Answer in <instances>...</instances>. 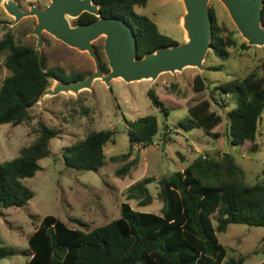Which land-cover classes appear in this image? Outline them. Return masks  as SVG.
I'll use <instances>...</instances> for the list:
<instances>
[{
	"label": "trees",
	"instance_id": "trees-1",
	"mask_svg": "<svg viewBox=\"0 0 264 264\" xmlns=\"http://www.w3.org/2000/svg\"><path fill=\"white\" fill-rule=\"evenodd\" d=\"M148 0H93L104 17H121L132 27L137 42V57L160 46L177 44L161 33L154 21L134 10L145 6ZM212 20L211 49L221 61L232 55L230 48L245 51L252 46L235 38L236 31L225 34L216 23L214 8L209 6ZM96 17L82 13L77 20L88 22ZM261 23L264 26V3ZM2 66L9 74L0 84V124L17 125L30 118L29 109L55 78L70 82L83 78L81 74L63 75L57 68L49 67L46 57L33 46L17 43L11 33L0 39ZM210 71L223 70V64L207 65ZM103 68L108 71L107 62ZM195 92L208 90L186 109L179 120L185 130L197 128L213 140L221 136L219 127L226 124L225 136L234 146L249 143L255 151L258 124L262 125L264 113V73L251 71L242 77L209 83L196 74L193 78ZM147 95L152 104L165 116L169 110L154 89ZM223 114L214 107L225 109ZM166 129H170L165 124ZM158 130L153 114L129 121L126 130L129 146L125 153L113 155L112 161H125L115 174L125 175L136 163L126 161L135 146L146 147L153 142ZM59 129L40 122L36 138L19 149L18 155L0 162V206L20 207L28 203L33 191L23 183L41 168L39 160L49 156V142L59 134ZM116 130L89 131L81 140L62 151L65 164L78 170H99L105 164L104 147L115 142ZM264 176V166L262 169ZM156 181L158 197L163 206L159 213L135 210L129 200L138 206L153 201L148 184ZM125 200L120 204L119 217L88 230L68 227L63 221L48 214L28 237L29 256L25 264H245L244 257L229 258L218 234L232 223L264 227V181L247 184L243 171L229 152L209 155L199 153L183 170L173 171L160 178L146 176L126 188ZM80 225L81 221L75 219ZM12 249L0 246V259L13 254ZM263 264V263H258Z\"/></svg>",
	"mask_w": 264,
	"mask_h": 264
},
{
	"label": "rangeland",
	"instance_id": "rangeland-1",
	"mask_svg": "<svg viewBox=\"0 0 264 264\" xmlns=\"http://www.w3.org/2000/svg\"><path fill=\"white\" fill-rule=\"evenodd\" d=\"M1 1L0 39L6 33H11L17 43L35 47L37 38L30 33L36 22L35 16L24 17L13 24V16L3 11ZM209 6L214 8L216 23L225 34L236 31L235 38L245 40L219 0H210ZM134 10L149 17L161 33L177 43L184 41L181 26L183 4L180 0H148L145 6H134ZM75 20L70 19V23L74 24ZM43 37L44 43L37 50L46 57L49 67L57 68L64 75L85 76L94 71V61L87 52L66 45L46 31L43 32ZM103 40L104 36H100L93 44L103 46ZM230 50L232 55L226 61L210 54L209 59L206 57L204 61L203 70L185 67L181 71L161 73L155 80L133 82L113 78L110 86H106L101 79H96L91 89H84L77 94L60 93L45 97L42 102L30 107V118L20 124H0V162L15 157L21 147L33 142L40 122L60 131L49 142L51 154L38 161L41 168L34 176L23 180L33 191V197L24 206H0V246L14 251L1 258L0 264H25L29 258L25 254L28 252V237L40 225L44 216L51 214L68 227L85 231L103 225L119 217L120 204L126 201L128 186L146 176L157 179L173 171L183 170L199 153L216 155L219 152H229L242 169L247 184L263 182L264 114L262 125L258 124L257 128L255 151L249 143L231 145L225 136V123L219 127L221 136L217 140L204 135L200 129L185 130L179 125L188 106L208 96L207 89L202 93L194 91L193 78L196 74L207 78L209 83H220L255 70L264 73V45L252 46L245 51L234 48ZM101 55L102 60L107 62L103 50ZM2 59L3 55L0 54V84L9 74L2 66ZM211 63H222L223 70H208L207 65ZM53 82L54 80L50 85ZM150 88L154 89L167 106L169 113L165 116L166 119L149 99L147 91ZM235 105L236 99L231 95V103L224 110L215 108L214 104L212 109L224 114ZM147 114H153L157 118L158 130L153 142L146 147L135 146L126 161L135 159L136 163L127 174L117 176L115 171L125 161H112L110 157L127 151L129 139L126 130L129 121ZM165 124L170 129H166ZM100 129L116 130L115 142L104 147L105 164L97 171L68 167L62 156L63 149L81 140L89 131ZM148 189L153 196L150 204L138 206L135 200L128 202L135 210L159 213L163 203L158 197L159 186L156 181L149 183ZM75 219L83 225L74 221ZM218 238L227 252L225 260L242 256L245 264H264L263 226L232 223L225 232L218 234Z\"/></svg>",
	"mask_w": 264,
	"mask_h": 264
},
{
	"label": "water",
	"instance_id": "water-1",
	"mask_svg": "<svg viewBox=\"0 0 264 264\" xmlns=\"http://www.w3.org/2000/svg\"><path fill=\"white\" fill-rule=\"evenodd\" d=\"M184 12L181 26L185 39L181 43L160 46L154 51L137 57L136 36L130 24L121 17H104L99 6L92 0H49L43 7L32 6L23 11L13 0H2L5 11L13 16V24L22 18L35 16L36 22L30 33L37 37L36 48L43 44L42 32L46 31L66 45L86 51L94 61L95 69L84 78L63 82L55 78L39 96L37 102L45 97L60 93H74L91 89L96 79L110 86L113 78L125 82L143 79L155 80L161 73L181 71L185 67L203 70L206 55L211 47L212 20L209 11L210 0H180ZM228 11L240 35L247 45H264V26L261 23L264 0H219ZM83 12L97 18L85 24L71 25L70 19ZM104 36L103 52L109 70L105 72L100 65L93 41Z\"/></svg>",
	"mask_w": 264,
	"mask_h": 264
},
{
	"label": "flooded vegetation",
	"instance_id": "flooded-vegetation-1",
	"mask_svg": "<svg viewBox=\"0 0 264 264\" xmlns=\"http://www.w3.org/2000/svg\"><path fill=\"white\" fill-rule=\"evenodd\" d=\"M13 1H15L18 5H19V7H20V9L21 10H23V11H26V10H29L30 9V7H32V6H37V7H40V8H43V7H45L48 3H49V0H46L45 2H42V1H33V0H13ZM93 1V0H92ZM94 3V2H93ZM99 6V5H98ZM99 10H100V8H99ZM3 11H5V9H3ZM2 12V11H1ZM6 12V11H5ZM101 12V11H100ZM7 13V12H6ZM84 13V12H83ZM88 13V12H87ZM93 15V14H92ZM96 17V16H95ZM97 18V17H96ZM95 18V19H96ZM76 20H75V23L74 24H71V25H78V24H85V23H89V22H91V21H93L94 19H92V20H90V21H88V22H82V21H80V20H77L78 19V17L77 18H75ZM44 32V31H43ZM43 32H42V38H43V43H44V37H43ZM50 34V33H49ZM37 38V37H36ZM57 39V38H56ZM36 43H37V39H36ZM43 45V44H42ZM94 45V49H95V51H96V53H97V56H98V58H99V62H100V65H101V68L104 70V68H103V61L104 60H102V55H101V53H102V50H103V46H100V45H95V44H93ZM34 47V46H33ZM102 48V49H101ZM34 49L35 50H37L38 48H36V46L34 47ZM38 51V50H37ZM39 52V51H38ZM84 52V51H83ZM86 52V51H85ZM40 54H41V52H39ZM88 54V53H87ZM89 55V54H88ZM94 69H95V66H94ZM105 71V70H104ZM92 72V71H91ZM105 72H107V71H105ZM62 73V72H61ZM90 72H88L86 75H88ZM63 74V73H62ZM64 75V74H63ZM69 75V74H68ZM85 75V76H86ZM84 76V77H85ZM83 77V78H84ZM73 81V80H72Z\"/></svg>",
	"mask_w": 264,
	"mask_h": 264
},
{
	"label": "crops",
	"instance_id": "crops-1",
	"mask_svg": "<svg viewBox=\"0 0 264 264\" xmlns=\"http://www.w3.org/2000/svg\"><path fill=\"white\" fill-rule=\"evenodd\" d=\"M183 12H184V8H183ZM183 14V13H182ZM183 32H184V30H183ZM184 39H185V34H184ZM264 114V113H263Z\"/></svg>",
	"mask_w": 264,
	"mask_h": 264
}]
</instances>
